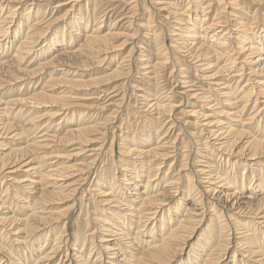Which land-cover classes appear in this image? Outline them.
<instances>
[{
  "label": "bare ground",
  "instance_id": "obj_1",
  "mask_svg": "<svg viewBox=\"0 0 264 264\" xmlns=\"http://www.w3.org/2000/svg\"><path fill=\"white\" fill-rule=\"evenodd\" d=\"M15 1L16 0H7L5 1V3H7V6L5 7L3 5V7L5 8L0 6V12L6 11L5 13L0 15V90L3 89L5 86L10 85V83L12 82L13 83L24 82L27 79H35V78H39L40 80L45 75V73H47V70L54 65L61 66V70L59 73H61L62 76L58 77L56 75V77L54 78L53 77L54 75H50L49 76L50 79L47 82L53 85L65 86L66 88L69 87V89L67 88L66 95L64 93V89H59L58 91H55V89L51 87L50 90L49 89L46 90L43 88L42 90H39V91L36 90L37 92L29 96H26L25 98L20 97L18 99H12V100H7V101L3 100L2 98L0 99V130L5 131L6 133L9 132L8 139H10V140L7 139L8 142L5 144H3L4 142L2 140L0 142V151H1L0 152V178H3L4 180L0 184V187L5 186L3 194L0 195V227L4 228L3 229V232L5 233V235L3 236L4 239L10 240L11 242H13L12 244H14L17 248H20L21 250L23 249L26 253H28L30 250L29 247L34 245V243L37 240V237L40 236L41 232H43L46 229L49 230L50 225L57 224V222H59L61 218L65 217L61 215L63 214L62 211H58V210L57 212L50 211L49 207L53 204L54 200H57V201L67 200L70 202L73 201L72 193L76 192L74 185L77 184L76 182L78 179H81V181L84 180V177L86 178L85 171L88 168L90 169V167H92V166L87 167L88 165L84 164V162L80 160L79 157L82 155V153L83 154L86 153L88 154L87 157L91 159V162L90 161L88 162H90V164L92 163L94 164V161L97 160V155H99L101 151L100 147H98L99 142H100L99 139H102L101 137L103 136L105 138L104 133L106 131L104 132V123L105 122L107 123L108 121L104 119L103 123L101 122V124H100V121L98 123L96 122L91 123L90 121L89 123H82L77 126H73L72 128L64 130L63 134L61 135L59 134L58 136V134H56L55 132L58 130L57 127H59L61 120L55 124L57 125L56 128L54 125L55 120L59 119V117L65 116L71 110H74V109H80L81 111H85V112H89V111L94 112V110L95 111L99 110L103 112L105 109L107 110V108L111 110V108L109 107L111 106V107H116V110H118L119 108L117 105L118 103L117 104L116 102L113 103V101L111 102L112 99H109L112 96L108 97V99H106L107 101L104 100V102L98 104L99 103L98 101L102 99V98L100 99L101 96L98 94V91L102 90L101 91L102 93L105 92L103 91L104 85H102V82L103 81L106 82L107 79L104 76H101V77H104L106 80H103L104 78L102 79L101 77H90L89 78L87 72L94 71L92 69H94L97 66L100 67L104 59H107L106 58L107 54L112 53L111 51H113L114 48H117L118 45H121L119 43L117 44V46H115L114 43L118 42L116 40H118L119 37L121 38L123 37L124 40L127 41L128 34L127 35L125 34L126 30L124 31L125 32L124 34L126 36L119 34V32L117 33V32H112V31H106L103 34V31H101L103 27L101 25L102 21L101 22L96 21V20H99L100 18L96 20L94 19L93 21L94 24H93L92 29L88 30L87 27H89V24H88L89 21L87 17V20H86L87 25L84 28L86 17L84 16L82 17L81 11L75 12L76 7L78 6L80 1L79 0H68L63 3V1L61 0L62 4L61 3L58 4L60 2L59 1L57 3L58 5L54 7L59 9L60 7L62 8L67 7V6L64 7V5H68L69 8L65 9L66 10L64 12L65 14L61 15L63 18L66 15L75 12V14H73V20L71 19L72 17L71 15V17L69 18V22L67 21L68 23L67 22L64 23L69 28L70 35H67L66 37H63V38L58 37L56 46L54 48L48 47L50 51L47 52L46 54L51 53V58H49V60L43 61L41 64L39 63L35 68L28 71L27 68L30 67L29 65L32 63L30 59L33 57L34 48L40 44V41L44 37L43 36L44 29L49 24L51 25L56 24L62 20L58 18L52 21L48 20L46 22L47 25H45L44 27L39 26L41 24L39 21L41 20H38L34 23L32 21L28 26L27 32L24 33L22 37L20 36V28H18L19 31L18 29H13V31H11L12 26L16 22L15 18L19 13L18 8H15L14 5L10 6V4L16 3ZM117 1L120 3V0H117ZM125 1L123 0L124 2L123 4L128 3L127 5L128 6L130 5L131 7L129 8L130 10H128V8L126 9L128 11L132 10V14L134 16L136 12L134 11L136 10L135 8L141 5V3H139L138 5L137 0H132L133 2L131 1L130 3L128 2L129 0L128 1L125 0ZM172 1L171 0L170 1L169 0H155V1L153 0L152 2V5L154 4L155 6H158L157 7L158 10L154 8V5L152 7V9L153 8L155 9L154 11L159 12V13L156 12L158 13V15L161 14L160 12H166L168 14L167 15L168 17L171 16L172 19H174V24L172 25L170 29L171 32H169V28L167 29L169 33L166 32L168 34L167 35L168 38H170L171 40V42L169 41L171 43L169 49H171L172 52L177 53V55L181 54L182 50H184L185 53L190 54V57L192 58L191 60L194 61L193 66H194L195 71L201 74L200 77L198 76L199 80L204 85L211 87L212 88L211 92L213 91L212 92L213 94L211 93L202 94L201 93L202 95L201 96L199 94L200 92H197L195 91L194 88L192 89L190 88V86H188L190 82L188 83V81H186V79L184 78L188 76H185V75L184 77L182 76V79L179 80V83L181 84L180 89H183V90L185 89V92H183L182 90L183 93H181V95L185 96L186 94H188L187 95V97L189 98L188 100L194 101L191 107L192 109L187 111V115L188 117H193V119H195L194 124L200 127L204 126V129L208 130V133L206 134H209L211 137L215 136V138L217 139L220 138L219 140H214V143H216V141H219L217 144H213V143L211 144L210 142V145H209V144L204 143L205 145L203 147H204V150L207 151V152L205 151L207 153L206 154L207 156L208 154H210L211 157L219 158L221 160L220 163L221 164L224 163L225 165H230V169H232V171L236 169V164L241 163L239 165L244 167V172H241L239 175L234 174L233 176H229V175L228 176L226 175L218 176V175H214L212 172L209 171L208 175L206 176L207 178H205L206 180L204 181L202 179L204 181L202 182V184L203 183L207 184V187H206L207 190L214 193L215 188H219L220 191L219 192L217 191L218 194H223V193L228 192L227 194H225L226 196H224L223 198H220V197L219 198L223 200L222 202L225 205V207L227 208L229 207L228 209L230 210V213L225 214L223 207L222 209H220L215 205L211 206L210 208L211 210H209V212L212 218L209 220V225H207V228H211V225H213L215 220H217L216 221L217 225L215 227V230L217 229L219 231V236L217 235V232H218L217 231L214 233L215 235L211 234V237H210L208 233H210L211 229L206 228L203 235H201V238L199 237L198 242L200 243V246L197 243L198 248L191 249L187 252L189 253L187 254V256L192 257V259H194L191 261L189 260L190 261L189 264H196L195 261L199 262V264H223L225 260L224 259L225 256H228L230 251L234 253L233 258H235L236 256H239L241 258V260L239 259L240 264H245V263L264 264V254H263L264 251H261L262 246H260V248H256L254 247V244H253V242L258 239V236H257L258 234L259 235L264 234V0H206V3L208 4H206V6H203V7L199 5L201 0H186V3H184L183 6L181 5L182 6L181 8L177 6L178 4L176 5L175 3H172ZM19 2L17 4L20 6ZM87 2H90V0H87ZM5 3L3 2V4ZM150 3L151 2H149V5ZM121 4L122 3H120V6ZM91 6H93V4ZM191 6L195 9V11L198 9L199 10L198 12L200 14H198L197 12H194V10L190 8ZM226 6L230 7L231 11H226L225 10ZM28 7L29 8L26 14L33 15L36 17L38 15V10L37 8H35V5L31 4ZM98 8L99 6H97V9ZM95 9L96 7L95 8L93 7L92 9L94 10L93 12L96 11ZM213 9H214V14H210L213 11ZM120 11L123 12V10H120ZM120 11H117V12H120ZM147 12H148V16H150L149 15L150 12L149 11ZM105 13H109V12H105ZM154 13L151 15L155 16L156 13L155 14ZM127 14L125 13L124 15H127ZM139 15L137 16L139 17ZM159 16L157 17L159 18ZM138 17L136 19H138ZM168 17L166 19L163 17H160V18L168 20ZM129 18L130 20L126 21L127 24L129 23V21H131L132 17H129ZM136 19H134V21H131V22L135 23ZM140 19H142V17H140ZM124 20L126 19L124 18ZM138 22L136 25H134L135 27L133 26L134 28H136L133 30L134 32L135 30L136 31L138 30V32H135V33L138 34L139 31L141 30H144L143 32H145V30L150 31L149 30L150 28L153 31L152 32L153 35L150 38L151 41L153 42L154 40L153 43L154 45L156 44V47H157V44H161V43H157L159 42L157 41L159 34H157L155 30H153V26H150L152 24L154 25V23H152V19L151 21L147 19L145 23L144 22L138 23ZM163 22L162 23L165 25L166 21H163ZM259 22H261L263 28H261V26L258 25ZM112 23L115 24L117 22L112 21ZM69 24H71L72 26ZM157 25L159 27V24ZM121 26H124L123 28L125 29V25H121ZM162 27L159 30H161ZM128 30L130 31V28ZM161 31L163 33V30ZM130 33L133 34L132 32ZM148 34L151 35L150 32ZM135 35H132V36H135ZM75 37L76 38L81 37L80 38L81 42L78 44L77 48H73L72 50L68 51L67 49L70 48V45H69L70 43L68 44V47H64L67 44V38H69V41H72V39ZM146 37H149V36H146ZM134 39H136V37L135 38L133 37V40ZM119 40H122V39L119 38ZM147 40L149 39L147 38ZM163 40L165 42V39ZM15 41H18V44L14 47V54L9 55V52L12 49L10 47L14 44ZM133 44H136V43H133ZM120 48L122 49L124 47H119L117 49H120ZM140 48L142 49L143 47H140ZM169 49L168 51L171 52ZM45 50H48V49H45ZM132 50H133V47H131V49L128 50L127 53H130V54L133 53ZM157 50L159 51V49ZM137 51L140 52L141 50L139 51L137 49ZM127 53H126V56H127ZM163 53H166V51L162 52V54ZM40 54L43 55V52H41ZM133 55L135 54H132V56ZM168 55H169L168 53L163 54L161 58H159L157 61L154 60V62L149 61L148 58L146 59L145 57L143 58L144 55L142 56V59L140 58L141 60L138 59L141 62V66H142L141 70L145 72L144 77L146 75V76H149V78H151L150 75H157L155 73L158 68H160V71L163 70V68L161 67L165 66L164 64L168 62V58H169ZM172 55L174 56V54ZM184 55L185 54H183V56L181 55V57L184 58ZM190 57H187V58H190ZM187 60L190 61V59H187ZM130 61L131 60H129L128 63L126 61L122 63V65L127 63L128 65L126 64L125 66H130V68H128L129 71L127 70L129 73H130V69L133 70V68H131V65H129ZM137 62L138 61L136 59L134 66H136ZM179 62L176 60L175 61L176 65ZM120 63L121 61L118 64ZM181 65L182 64H179V66ZM125 66H122V67L125 68ZM122 67L117 65L116 69H113V70H109L108 68H105V69H107L106 71L108 70L110 71L109 72L110 76L111 75L116 76L117 74H121L119 72H122V71L125 72V69L123 70ZM191 67H192V64H191ZM181 68L183 67L181 66ZM167 69L170 70L169 66ZM83 71H86V72H83ZM179 71L183 72V69H180ZM137 72L138 71H136V73ZM129 73L127 74L129 75ZM228 74L229 75L231 74L232 76L230 77L235 79L234 80L236 81V86L234 85L235 88H233L234 86L230 87L231 84L230 85L228 83L226 84V80L228 78L226 76H228ZM163 75H166V72H164ZM120 76L122 77L123 74H121ZM160 76L162 75L160 74ZM158 77H155V79ZM224 77H226L224 82L219 83V82H222L221 80H223ZM110 79L108 80L109 83L111 82ZM153 79H154V76H153ZM38 81H36L35 87H38L39 85ZM156 81L155 83H157ZM114 82H117V81L115 80ZM170 82H172V80H170ZM107 83L108 82H106V85H108ZM196 83H193V85ZM147 84L149 85V83ZM175 84L178 87L179 84L177 83ZM133 86L134 84L132 85V87ZM28 87L29 88L31 87L30 84ZM197 87L199 88V86ZM134 88H136V86ZM144 89L146 90L145 87ZM203 89L204 88H201V90ZM207 89L205 91H207ZM112 91L115 94V91L114 90ZM56 92H58V94L63 93L64 95L62 96L54 95ZM109 93H112V92L110 91ZM167 93L168 92L166 90V94L163 96L162 100H159V99L157 101L156 100H145L146 103H149V104L151 103V107H154V110L156 112L155 115L156 116L158 115L161 118L170 117V114L173 113L178 107L177 104L175 106L176 101L172 103L173 101L172 96L174 95L168 96ZM104 95L106 94L104 93ZM122 96L124 97V94H122ZM137 96H140V95H137ZM156 96H158L157 93H156ZM115 98H117V96ZM178 98H181V96ZM118 100L119 99H117V102ZM107 102H110V103L107 104ZM122 103L124 102L123 101L120 102L119 106L120 104L122 105ZM185 104H186V100H185ZM223 105L226 109L222 107ZM37 109L42 110V113L36 114ZM113 110L115 109L112 108V111ZM248 110H250L249 113L245 115L248 112ZM8 111H11V113L15 111H19V114L22 112L24 113L29 112L31 115V118L26 120L25 124L17 126L8 121L7 119V116L9 114ZM118 111L119 113L121 112L120 110ZM117 113L116 115H118ZM81 115L83 116L82 113ZM151 115H153V113H151ZM82 116H79L77 121L78 120L80 121L82 119L81 118ZM106 117L109 118V115L108 116L106 115ZM115 117L116 116H114V118ZM244 117H246V119H244ZM112 120H115V119H112ZM168 120H166V122ZM178 121H180L179 117H178ZM112 123H115V122H112ZM182 123H183L182 125H184V121ZM124 124H122V126ZM162 124L163 123H161V125ZM194 124H192V126ZM172 125L171 126L169 125L170 126L169 128H171ZM119 126L117 127L119 128ZM195 126L193 127L195 128ZM40 128L42 129L41 131H44L45 129H47V131L48 130L50 131L53 128H55L56 130L51 133L47 132L49 134H47L46 132L41 133L39 136H35L36 138H31V139L29 138L25 141V144L19 148L17 147L11 148L10 146H8L9 143H11L12 145V143H14L13 141L23 140L24 135L29 134L35 130L37 131L38 129L40 130ZM107 128H108V125H107ZM212 128H218V130L213 131ZM253 129H254V135H252ZM148 130L150 129L148 128ZM160 130L161 129H159L158 132H160ZM135 133H133V136ZM190 134H191V131L188 133V135ZM209 135H208V138H210ZM28 136H25V138H27ZM200 137H201V134H200ZM122 138H125V137L123 136ZM146 139L148 138L143 139V135L141 134L139 138H137L136 140L138 142V148L140 147L141 149L137 150V149L126 148L121 154H119L120 159L123 158V160L125 161L128 160L127 162L133 161L135 164H138V166L136 165L138 169H136L137 171L130 173L127 179L121 178L119 179L118 184L114 185L116 186L115 188L117 192V194L114 195L115 197L114 196L112 197L111 193H108L111 190V186H110V183H108V179L104 177L103 178L104 181L103 180L99 181L105 184V189L103 191H99V193L97 191H94L95 193L93 192V194L99 200L98 201L99 202L98 205L100 206L99 208L103 212L107 213V215H109L111 220L113 222L115 221L117 225L107 222L106 219H102L103 225H106L109 228L101 226V229L98 230L99 235L95 239L97 240L96 241L97 244L95 246L92 245V247H90L88 257L85 259V261L82 259V257L78 256L77 254H80L83 251L85 244L88 243L87 239L92 237L93 233H91L90 235H87V231L83 233L81 230L77 229V232L75 233L76 238H74V241L77 242V244L75 242V245H78L80 243L79 240L82 238H83V241H82L81 248L79 250H77L74 247H71L72 248L71 257L74 260V261L72 260L73 263L75 262V264H117L118 263L117 261H123L122 264H174L176 259L186 249L185 245L187 246L189 245L190 237H192L194 234L197 235L199 233L198 229L199 227L202 226V223L205 222V219H206L204 216L205 209L202 208L201 206V201H200L201 194L198 192V188L196 187L195 182H193L192 176H190L191 174L190 173L187 174V172H185V174L182 176L184 180H186V183H185L186 186H184L183 190L182 188L178 189L177 187H173L177 185L176 184L177 180L176 179L174 180L171 178L167 180L165 182L166 184L160 189V183H158L160 182V179L155 180V176H156L155 174L154 176L150 175L151 176L150 178V176H148V173H150L148 172L149 170H147V168L145 169L146 167L145 165H140V164L142 163L147 164L149 162L150 165L152 164L153 165L155 164L156 166L158 165V167L155 168V171L159 173V171L162 169V164H164L169 159L168 157L170 154L168 150L170 147H173V145L169 147L167 143H162V145L159 146V144H161L160 142L158 146L151 147L147 145L148 143ZM202 139H203V136H202ZM125 141H127V139ZM186 143H188V141L187 142L185 141V144ZM67 148H71V150L67 151L70 153L62 154L60 152L63 149L66 150ZM108 150L109 152H111L109 148ZM186 151L189 152V148ZM171 153H173V151ZM136 154L139 157L137 159L140 160L138 162L136 161V158L135 160L134 158H132V156ZM172 155L173 154H171V156ZM206 158L210 159L209 156ZM206 158L205 160H207ZM61 159H64L65 162L62 164H57L59 161H61ZM147 159L149 160L148 162H147ZM71 161H73V163H70ZM210 161L212 160L210 159ZM201 162H204V160L203 161L201 160ZM171 164H172V161H171ZM130 165H133V164H130ZM208 166L210 165H207V168H211V166L210 167ZM121 167H126V166L125 164H123L121 165ZM186 167L187 165L185 164L184 168L186 169ZM127 168L128 167L122 168L120 169V171L126 172L128 171ZM149 169H150V166H149ZM21 170H24L26 174H24L23 177L16 176L17 173H19V171ZM202 170L203 168L199 169V171H202ZM182 171H186V170L182 169ZM245 173H249L250 176H247ZM141 174L147 175V180L143 188L144 190L143 192L139 191L138 193H135L134 191H138L137 185L138 184L140 185V182L142 183V181L144 180L143 178L141 179V181L138 179L139 177L144 176ZM35 176H37V180L40 181L39 183H41L42 180L46 181L45 187L43 186L42 188H39V189L34 188L33 185H36V184L34 180L32 179H34ZM113 178L115 179V177ZM163 179H161V181H163ZM115 183H117V181H115ZM37 185H40V184H37ZM211 186H215V187H211ZM18 189H20L21 192L23 191V195L25 196H21L17 194L16 191ZM157 189H160V190H157ZM67 191L70 193H68ZM155 191L158 193H156ZM88 194L90 195V192ZM118 195H119V199H118ZM8 198H10L12 202L16 203V204L11 203V205L13 204L14 206L20 205V207H22L24 211H21L20 213L18 212V214H20L24 218L21 219L17 217V215H15L14 212L12 211H11L12 214L8 215L9 213L6 212L7 207L4 202V200L8 201L9 200ZM171 200L172 202L175 201V204H173V206L175 205L174 208H169L170 206L167 207L171 203ZM187 200H190L192 203L190 207L189 206L186 207ZM228 203H230L231 205L230 204L228 205ZM47 210L49 211L47 212ZM114 211H117L119 213L120 218L115 217L114 215H111ZM47 214L49 215V217H45L47 216ZM159 219L161 220L159 221ZM171 219L173 221V224L170 221ZM165 223H167V225L170 224L171 227H169L166 233L163 235L162 231L164 229ZM151 224H152L151 227L153 229L157 227V230H159L160 234L163 236L155 235L154 237L152 236L148 237L151 239V241L148 240L150 244L149 246L148 245L146 246L145 243L144 244L141 243L142 244L141 247L146 248L142 250L139 244L146 233L144 232L141 233V232L144 230H148V227ZM132 225L135 227V230H133ZM87 226H85V228ZM230 227H232V229ZM51 230L47 232V235H46L47 241L50 238ZM231 231H234L232 232L234 233L233 241H232V238L230 237ZM151 234H153L152 231H151ZM54 236H56L55 238L56 243L51 248L47 249L49 245L47 243L46 244L44 243L45 244L44 247L40 249L39 251L34 252L32 256L27 255V254L25 256V254H23V256L21 257L24 258V260L18 256L17 262H15V264H28V262H30L31 264H51L50 262L57 256V254L59 255V253L60 254L63 253L62 250H60V245L63 243L64 238L59 237L57 234H55ZM145 239L147 238H144L143 241ZM261 239L262 237L260 238V241ZM233 246L234 248H232ZM98 247L99 249H96ZM127 250H131L133 252L135 251L136 253H133ZM193 250L197 251V254L195 256L192 255ZM121 251L124 252L123 254L126 255L125 256L126 258L124 256L119 255ZM207 251H210L208 252L210 254H207ZM198 254L203 259H198ZM65 257L68 258V255L66 254ZM234 261L235 260H233V262ZM180 264H184V263H180Z\"/></svg>",
  "mask_w": 264,
  "mask_h": 264
},
{
  "label": "rangeland",
  "instance_id": "obj_2",
  "mask_svg": "<svg viewBox=\"0 0 264 264\" xmlns=\"http://www.w3.org/2000/svg\"><path fill=\"white\" fill-rule=\"evenodd\" d=\"M5 1H7V0H5ZM5 1L4 0H0V6L1 7H3V5L6 7L7 6V3H5ZM22 1V2H21ZM47 1V2H46ZM49 1V2H48ZM60 1V2H59ZM63 1V3L64 2H66V1H68V0H62ZM80 2H79V4H78V6L76 7V11L75 12H77V11H81V15H82V17L84 16V17H86L85 18V23H84V28L86 27V25H87V22H86V20H87V17H88V21H89V27H87L88 28V30H91L92 29V27H93V21H94V19L96 20V19H99V20H96L97 22H101L102 21V29H101V31H103V34L106 32V31H112V32H119V34H121V35H127V41L126 40H124V38L122 37H119L120 39H122V40H119V38H118V40H116V41H118V42H115L114 44H115V46H117V44H121V45H118L117 46V48H119V47H124V48H120V49H117V48H114V50L113 51H111L112 53H109V54H107V56H106V58L107 59H104V61H103V63H102V65L99 67V66H97V67H95L94 69H92V70H94V71H92V72H87V74H88V76H89V78L90 77H101V76H104L106 79H107V81L106 82H108L107 84L108 85H106V82L105 81H103L102 82V85H104L103 86V91H105V92H101L102 90H99L98 91V94L101 96H99L100 97V101H98L99 103L98 104H100V103H102V102H104V100L105 101H107L106 99H108V97H110V96H112V97H110L109 99H112L111 100V102L113 101V103H115L116 102V104L118 105V110H120L121 112V114L119 113V111L118 110H116V107H111V106H109L110 108H111V110L109 109V108H107V110L105 109L103 112L102 111H99V110H94V112L93 111H89V112H85V111H81L80 109H74V110H71L68 114H66V115H68V116H63V117H59V119H57V120H55V123H54V125L57 123V122H59L60 120H61V123H60V125H59V127H57V125H55V128L57 127L58 128V130L55 132L56 134H58V136H59V134L61 135V134H63V132H64V130H66V129H69V128H72L73 126H77V125H79V124H82V123H89V121L92 123V122H96V123H98L99 121H100V124H101V122L103 123V121H104V119L105 120H108L107 121V123L105 122L104 123V135H105V138H104V136L103 137H101L102 139H99L100 140V142H99V140H98V142H99V146L98 147H100V149H101V151H100V154L99 155H97V160L96 161H94V164L92 163V164H90V162H91V159L89 158V157H87L88 156V154H86V153H82V155L79 157V159L80 160H82L83 162H84V164H87L88 166L87 167H90V166H92V167H90V169L88 168L85 172V174H86V178L84 177V180H82L81 181V179H78L77 180V184H75L74 186H75V190H76V192H71L73 195H72V199H73V201H57V200H54L53 201V204L49 207L50 209V211H55V212H57V210L58 211H62L63 212V214H65V215H63V214H61L62 216H65V217H63V218H61L60 220H59V222H57V224H55V225H50V229L49 230H51V232H50V238L48 239V241H47V238H46V235H47V232L49 231V230H44L43 232H41V234H40V236H38L37 237V240H36V242L34 243V245L33 246H31V247H29V245H28V247L30 248V250H29V252L28 253H26L23 249L21 250L20 248H17L14 244H12L13 242H11L10 240H8V239H4V235H5V233L3 232V229L4 228H2V227H0V264H15V262H17V258H18V256L20 257V258H22L21 256H23V254H25V256H26V254L27 255H30V256H32L33 254H34V252H36V251H39L40 249H42L43 247H44V245L47 243L49 246H48V248L47 249H49V248H51L56 242H55V238H56V236H54L55 234H57L59 237H61V238H64V240H63V243L60 245V250H62V252L63 253H59V255L57 254V256L50 262L51 264H75V262L73 263V258L71 257V254H72V248L71 247H74V248H76L77 250H79L80 248H81V245H82V241H83V238L82 239H80L79 240V244L78 245H75V242L76 241H74V238H76V235H75V233L77 232V229H79V230H81L83 233L85 232V231H87V235H90L91 233H93V235H92V237H90V238H88L87 240H88V243H86L85 244V247H84V249H83V251L80 253V254H77L78 256H80V257H82V259L85 261V259L88 257V253H89V250H90V247H92V245H96L97 243H96V241L97 240H95L97 237H98V235H99V231L98 230H100L101 229V226H104V227H107L106 225H103V223H102V219H106L107 220V222H109V223H111V224H116V222L114 221H112L111 220V218L109 217V215H107V213H105V212H103L99 207V200L96 198V196L93 194V192L94 191H97L98 193H99V191H103L104 189H105V184H103L102 182H99V181H101V180H103V178L104 177H106V179H108V183H110V186H111V190H110V192H108V193H111V196L113 197L114 195H116L117 194V192H116V186H114V185H117L118 184V181H119V179H121V178H125V179H127L129 176V174L130 173H132V172H134V171H137L136 169H138V167H136V165L138 166V164H135L133 161L132 162H127L128 160H123V158L122 159H120V155L119 154H121L126 148H129V149H141L140 147L138 148V142L136 141L137 140V138H139V136L142 134L143 135V139L144 138H148V139H146V141H147V145H149V146H151V147H155V146H158V144L161 142V144H159V146L160 145H162V143H167V145H169V147L170 146H172L173 145V147H168L169 148V159L164 163V164H162V169L159 171V173H157L156 171H155V168L156 167H158V165L156 166L155 164L153 165H150V163L148 162L149 160L147 159V164H144V163H142V164H140V165H145L144 167H145V169L147 168V170H149L148 172H150V173H148V176H154V174L156 175L155 176V180L156 179H160V182H158V183H160V189L166 184L165 182L167 181V180H169L170 178L171 179H176L177 180V185L176 186H173V187H177L178 189L179 188H182V190H183V188H184V186H186L185 185V183H186V180H184V178L182 177L184 174H185V172H187V174H191L190 176H192V180H193V182H195V184H196V187L198 188V192L201 194V199H200V201H201V206H202V208H204L205 210V214H204V216H205V222H203L202 223V226L201 227H199V233L197 234V235H193L192 237H190V241H189V245L187 246V245H185V250L180 254V256L176 259V261H175V263L174 264H180V263H184V264H189L190 263V261L191 260H194V259H192V257H188L187 256V254H189V253H187L189 250H191V249H195V248H198L197 247V243L199 244V246H200V243L198 242V240H199V237L201 238V235H203V233H204V231L206 230V228H207V225H209V220L212 218L211 217V214H210V212H209V210H211L210 208H211V206L212 205H215V206H217L218 208H220V209H222V207H223V210L225 211L224 213L226 214V213H230V210L227 208V207H225V205L223 204V200H221L220 198H223L224 196H226L225 194H227V193H223V194H218V192L220 191L219 190V188H215V191H214V193L213 192H211V191H209V190H207L206 189V187H207V184H205V183H203L202 184V182H204L206 179L205 178H207L206 176L208 175V172L210 171V172H212L214 175H226V176H233L234 174H240L241 172H244V167H242V166H240L239 164H241V163H239V164H236V169H234L233 171H232V169H230V165H225L224 163H220V159L219 158H216V157H211L210 156V154H208V156H209V158L212 160V161H210V159H208V158H206V157H208L206 154V150H204V145L205 144H209L210 145V142H211V144L213 143V144H217L219 141H216V143H214V140H219L220 138H215V136L214 137H211L209 134H206V133H208V130L207 129H204V126L203 127H200V126H198V125H196V124H194V121H195V119H193V117H188V115H187V111H189V110H191L192 108V104L194 103V101H192V100H188L189 98L187 97V95L188 94H186L185 96H183V95H181V93H183V92H185V89L183 90V89H180V83H179V80H181L182 79V76L184 77V75L185 76H188V77H184L185 79H186V81H188V83H189V85L188 86H190V88H194L195 89V91H197V92H200L199 94L201 95V93L202 94H208V93H211V94H213L212 92H211V87H209V86H207V85H204L200 80H199V78H198V76L200 77V75L201 74H199L198 72H196L195 71V69H194V66H193V60H191L192 58L190 57V54H188V53H185L184 52V50H182V52H181V54H178L177 55V53H174V52H172L171 51V49H169L170 48V42H171V40H170V38H168V34L166 33V32H168V28H169V32H171V27H172V25L174 24V19H172V17L170 16V17H168L167 15V13L166 12H160L161 14H159L158 15V11H154L155 9L154 8H156V10H158V6H155L154 4V8L152 9V7H153V5H152V2H153V0L151 1V0H137V2H138V5H139V3H141V5H139V6H137V8H135L136 10H134V11H136L135 12V15L133 16V14H132V10L131 11H128V10H130L129 8H131L130 7V5L128 6L126 3L125 4H123L124 2H123V0L121 1L120 0V3H122L121 4V6H120V3L116 0H90V2H87V0H79ZM92 1V2H91ZM125 1V0H124ZM128 1V0H127ZM132 0H129L128 2L130 3ZM155 1V0H154ZM170 1V0H169ZM172 1V0H171ZM177 1V2H176ZM3 2L5 3V4H3ZM16 3H12V4H10V6H13L14 5V7L15 8H18L19 9V13H18V15L16 16V18H15V20H16V22H15V24L12 26V29H11V31H13V29H18V28H20V36H22L23 37V34L24 33H26L27 32V30H28V26H29V24L33 21V23L34 22H36V21H38V20H41V21H39L40 23V25L39 26H42V27H44L45 25H47V21L48 20H54V19H60V20H62V21H59L58 23H56V24H49L45 29H44V37H43V39L40 41V44L37 46V47H35L34 48V54H33V57L30 59L31 61H32V63L29 65L30 67H28L27 68V70L28 71H30L31 69H33V68H35L39 63L41 64L43 61H45V60H49V58H51V53L50 54H46L47 52H49L50 50H49V48H54L55 46H56V44H57V39H58V37L59 38H63V37H66L67 35H70V33H69V28L66 26V24H64L65 22H69V18L71 17V15H72V17H71V19L73 20V14H75V12L74 13H71V14H68V15H66L64 18L61 16V15H63V14H65L64 12L66 11L65 9H68L69 7H68V5H64V7L65 6H67V7H65V8H62V7H60L59 9L58 8H56V7H54V6H57L58 4H60L61 3V0H41V2H40V0L38 1V0H32V2H31V0H20V2H19V0H16L15 1ZM19 2V4H20V6L17 4ZM45 2V3H44ZM59 2V3H58ZM111 2H112V4H111ZM114 2V3H113ZM116 2V3H115ZM126 2V1H125ZM133 2V1H132ZM135 2V1H134ZM149 2H151L150 3V5H149ZM180 2V3H179ZM58 3V4H57ZM100 5H99V4ZM102 3V4H101ZM172 3H175L177 6H179L180 8L184 5V3H186V0H173L172 1ZM31 4H33V5H35V8H37V10H38V15L35 17V16H33V15H27L26 14V12H27V10H28V6L29 5H31ZM62 4V3H61ZM93 4V6H91ZM206 4H208V3H206V0H201L200 1V3H199V5H201L202 7L203 6H206ZM152 5V6H151ZM182 5V6H181ZM18 6V7H17ZM86 6V7H85ZM97 6H99V8L97 9ZM105 6V7H104ZM114 6H116V7H114ZM123 6V7H122ZM124 6H126V7H124ZM5 7H3V8H5ZM93 7L95 8L96 7V11L95 12H93L94 10H92L93 9ZM114 7V8H113ZM120 7V8H119ZM106 8V9H105ZM108 8V9H107ZM110 8H112V9H110ZM122 8V9H121ZM126 8H128V10L126 9ZM143 8V9H142ZM150 8V9H149ZM190 8H192L193 10H194V12H197L198 14H200L198 11V9L195 11V9L191 6ZM17 9V10H18ZM103 9H104V11H103ZM149 9V10H148ZM7 10H8V8H7ZM100 10V11H99ZM108 10V11H107ZM110 10V11H109ZM120 10H123V12H121ZM127 10V11H126ZM137 10H139V11H137ZM141 10H143V11H141ZM151 10V11H150ZM225 10L226 11H231V8L230 7H225ZM102 11V12H101ZM117 11H120V12H116ZM147 11H149L150 12V16H148V12ZM153 11V12H152ZM6 11H1L0 12V15L1 14H3V13H5ZM99 12V13H98ZM105 12H109V13H105ZM112 12V13H111ZM130 12V13H129ZM141 12V13H140ZM156 12H158V13H155ZM102 13H103V15H102ZM104 13H105V15H104ZM116 15H115V14ZM127 14V15H124V14ZM141 15H139V14ZM155 14V16L154 15H151V14ZM166 13V14H165ZM98 14V15H97ZM145 14V15H144ZM164 14V15H163ZM210 14H214V9H213V11L210 13ZM91 15V16H90ZM97 15V16H96ZM99 15H101V16H99ZM122 15V16H121ZM131 15V16H130ZM137 15H139V17L137 16ZM60 16V17H59ZM103 16V17H102ZM127 16H129V17H132V18H134V19H136L137 17H138V19H136L135 20V23L134 22H131V21H134V19H132L131 18V21H129V23L127 24V22L126 21H128V20H130V18L129 17H127ZM145 16V17H144ZM153 16H154V18H153ZM157 16H159V18L157 17ZM165 16V17H164ZM53 17V18H52ZM62 17V18H61ZM121 17V18H120ZM140 17H142V19H140ZM148 17V18H147ZM160 17H163V18H167L168 17V20H165V19H161ZM68 18V19H67ZM103 18V19H102ZM111 18V19H110ZM120 18V19H119ZM124 18L126 19V20H124ZM29 19V20H28ZM102 19V20H101ZM116 19V20H115ZM118 19V20H117ZM148 19V20H150L151 21V19H152V23H154V25L152 24V25H150V26H153V30H155L156 31V33L157 34H159V36H158V39H157V41H159V42H157V43H161V44H157V47H156V44L154 45V40H153V42L151 41V37H152V29H150L149 28V30L150 31H148V30H145V32H143L144 30H141V31H139V33L137 34V33H135V32H138V30L136 31L135 30V32L133 31L134 29H136V28H134L135 26L134 25H136L137 24V22L139 21V22H146V20ZM155 21H154V20ZM171 19V20H170ZM120 20V21H119ZM122 20V21H121ZM140 20H142V21H140ZM157 20H159V21H157ZM162 20V21H161ZM44 21V22H43ZM112 21L113 22H117V23H112ZM163 21H166V23H165V25L167 26H165L163 23ZM171 21V22H170ZM67 22V23H68ZM125 22H126V24H125ZM138 22V23H139ZM158 22V23H157ZM160 22V23H159ZM163 22V23H162ZM44 23V24H43ZM156 23V24H155ZM112 24H113V26H112ZM157 24H159V27H158V25ZM169 24V25H168ZM69 25H71V24H69ZM121 25H125V29L123 28L124 26H121ZM130 25V26H129ZM160 25H162V26H160ZM171 25V26H170ZM258 25H260L261 26V28H263L262 27V24H261V22H259L258 23ZM72 26V25H71ZM70 26V27H71ZM115 26V27H114ZM134 26V27H133ZM164 26H165V28H164ZM111 27H112V29H111ZM117 27V28H116ZM119 27H120V29H119ZM127 27V28H126ZM162 27V29L161 30H163V33H164V35H163V33H162V31L161 30H159L160 28ZM90 28V29H89ZM114 28V29H113ZM123 28V29H122ZM130 28V31L128 30ZM119 29V30H118ZM158 29V30H157ZM165 29V30H164ZM126 30V33L124 32ZM18 31H19V29H18ZM123 31V32H122ZM128 31V32H127ZM147 31V32H146ZM121 32V33H120ZM130 32H132L133 34H131ZM140 32H142V33H140ZM150 32V34L151 35H149L148 33ZM161 32V33H160ZM168 32V33H169ZM125 33V34H124ZM144 33H146V34H144ZM138 36H136V35ZM142 34V35H141ZM143 34H144V36H143ZM120 35V36H121ZM125 35V36H126ZM132 35H135V36H131ZM129 36V37H128ZM146 36H149V37H146ZM133 37L135 38L136 37V39H134L133 40ZM162 37H163V39H165V42H164V40L162 39ZM167 37V38H166ZM80 38L81 37H79V38H73L72 39V41H69V38H67V44L64 46V47H68V44L70 45V48L69 49H67L68 51L69 50H72L73 48H77L78 47V44L81 42V40H80ZM129 38V39H128ZM147 38L150 40H147ZM78 39V40H77ZM161 39V40H160ZM123 40H124V42H123ZM145 40V41H144ZM167 40V41H166ZM75 41V42H74ZM77 41V42H76ZM122 41V42H121ZM125 41H126V43H125ZM162 41H163V43H162ZM170 41V42H169ZM143 42V43H142ZM133 43H136V44H133ZM153 43V44H152ZM18 44V41H15L14 42V44L10 47V48H12L11 50H10V52H9V55H12V54H14V47L16 46ZM55 44V45H54ZM128 44V45H127ZM50 45V46H49ZM123 45H125V46H123ZM131 45V46H130ZM134 45V46H133ZM136 45V46H135ZM142 45V46H141ZM150 47H149V46ZM153 45H154V47H153ZM159 45V46H158ZM163 47V45H164V47L162 48L161 46ZM147 46V47H146ZM49 47V48H48ZM131 47H133V50H132V52L133 53H127L128 52V50H130L131 49ZM137 47V48H136ZM140 47H143L142 49L140 48ZM151 47H153V48H151ZM159 49V51L156 49ZM57 48H59V47H57ZM140 48V49H139ZM144 48H146V49H144ZM151 51H149L148 49ZM162 48V49H161ZM45 49H48V50H45ZM116 49V50H115ZM137 49L141 52H138L137 51ZM152 49V50H151ZM155 49H156V51L158 52V54H157V52L155 51ZM163 49H164V51H163ZM168 49L171 51V52H169L168 51ZM45 51V52H44ZM124 51V52H123ZM144 51V52H143ZM146 51V52H145ZM153 51V52H152ZM156 53H155V52ZM166 51V53H163V54H169V55H171V56H169L168 55V62L166 63V64H164L165 66H162L161 68H163V70H164V72H166V75H163L164 74V72H163V70H161L160 71V68H158L157 69V71H156V73L155 74H159L158 76L157 75H150V77L151 78H149V76H146L145 75V77H144V71H142L141 70V68H142V66H141V62H140V60L142 59V56H143V58L145 57V59L146 58H148L149 59V61H152V62H154V60L155 61H157L159 58H161V56L163 55L162 54V52H165ZM41 52H43V55H41L40 53ZM160 52V53H159ZM126 53H127V56H126ZM144 53H146V54H144ZM150 54V55H148V54ZM40 54V55H39ZM46 54V55H45ZM128 54H129V56H128ZM132 54H135V55H133L132 56ZM140 55V57H139V55ZM154 54V55H153ZM157 54V55H156ZM162 54V55H161ZM172 54H174V56L175 57H177V58H175ZM183 54H185L186 55V57H185V55H184V58L183 57H181V55L183 56ZM131 55V56H130ZM148 55V56H147ZM156 55V56H155ZM189 55V56H188ZM124 56H126V57H128V58H126V57H124ZM150 56V57H149ZM155 56V57H154ZM157 56H158V58H157ZM123 57H124V59H123ZM134 57H135V59H134ZM138 57V58H137ZM172 57V58H171ZM179 57V58H178ZM187 57H190V58H187ZM141 58V59H140ZM153 58V59H152ZM156 58V59H155ZM182 59V61H181V59ZM122 59V60H121ZM131 60L130 61V63H129V65H131V68H133V70L132 69H130V73L128 72L129 71V69L128 68H130V66H125L128 62H129V60ZM134 59V60H133ZM136 59H137V63H136V66H134L135 65V62H136ZM138 59H140V60H138ZM180 60V62H179V60ZM183 59H185V60H183ZM187 59H190V61L189 60H187ZM29 60V61H30ZM172 60V61H171ZM178 61L179 63L176 65V63H175V61ZM121 61V63L120 64H118L119 62ZM124 61H126L127 63H125V64H123L122 65V63H124ZM135 61V62H134ZM112 62V63H111ZM133 62H134V64H133ZM140 62V63H139ZM184 62V63H183ZM190 62V63H189ZM170 65H169V64ZM174 63H175V65H174ZM179 64H182L181 66L183 67V68H181V66H179ZM191 64H192V67H191ZM117 65H119L120 67H122V66H125V68H123L122 67V69L124 70L125 69V72L124 71H122V72H119V73H121V74H123V76L125 77H121L120 75L121 74H117L116 76H114V75H109V70H113V69H116V66ZM122 65V66H121ZM128 65V64H127ZM184 65V66H183ZM141 66V67H140ZM168 66H169V68H170V70H168L167 68H168ZM136 67H138V68H136ZM173 69H172V68ZM176 67V68H175ZM180 67V68H179ZM184 67H185V69H184ZM105 68H108L109 70L108 71H106L107 69H105ZM138 69V70H137ZM172 69V70H171ZM180 69H183V72L182 71H179ZM60 70H61V66H52L51 68H49L48 70H47V73H45V75L39 80V78H35V79H27V80H25L24 82H15V83H10V85H7V86H5L3 89H1L0 90V99L2 98L3 100H12V99H18V98H20V97H22V98H25L26 96H29V95H31V94H34L35 92H37V91H39V90H42V88L43 89H46V90H50V88L51 87H53L54 89H55V91H58L59 89H64V93H65V95H66V93H67V88L69 89V87H65V86H61V85H53V84H50L49 82H47L49 79H50V75H54L53 77L55 78L56 77V75L59 77V76H62V74L61 73H59L60 72ZM128 70V71H127ZM174 70V71H173ZM176 70V71H175ZM185 70V71H184ZM136 71H138L137 73H136ZM160 71V72H159ZM167 71H168V73H167ZM179 71V72H178ZM83 72H86V71H83ZM132 72V73H131ZM142 72V73H141ZM175 72V73H174ZM125 73V74H124ZM127 73H129V75L127 74ZM163 73V74H162ZM179 73V74H178ZM108 74V75H107ZM141 75V77H140V75ZM160 74L162 75V76H160ZM167 74H169V75H167ZM177 74V75H176ZM187 74V75H186ZM106 75V76H105ZM171 75V76H170ZM207 75V74H206ZM119 78H118V77ZM153 76H154V79H153ZM168 76H169V78H168ZM230 76H232L231 74L229 75L228 74V76H226V77H228L227 78V80H226V84L228 83L229 85H230V87H233L234 85L236 86V81H234L235 79L234 78H231ZM104 77H101L102 79L104 78ZM113 77H117L116 79L115 78H113ZM145 79H144V78ZM147 77V78H146ZM155 77H158V78H156L155 79ZM173 77V78H172ZM194 77V78H193ZM226 77H224V79L223 80H221L222 82H219V83H223L224 82V80L226 79ZM230 77V78H229ZM100 78V79H101ZM103 79V80H106V79ZM113 80H111V79ZM132 78V79H131ZM167 78H168V80H167ZM110 79V83H109V80ZM118 79V80H117ZM126 79H128V80H126ZM139 79H140V81H139ZM142 79V80H141ZM148 79H150V80H148ZM159 79V80H158ZM178 81H177V80ZM232 79H233V81H232ZM39 80V81H38ZM117 81V82H114V81ZM121 80V81H120ZM157 80V81H156ZM170 80H172V82H170ZM36 81H38V83H39V85H38V87H35V83H36ZM126 81V82H125ZM130 81V82H129ZM146 81H148V82H146ZM155 81L157 82V83H155ZM231 81V82H230ZM129 82V83H128ZM138 82V83H137ZM144 82V83H143ZM151 82V83H150ZM153 82V83H152ZM159 82V83H158ZM162 82H163V84H162ZM169 82V83H168ZM196 83V84H194L193 85V83ZM230 82V83H229ZM123 83V84H122ZM125 83V84H124ZM135 83H137V84H135ZM140 83V84H139ZM142 83H143V85H142ZM147 83H149V85L147 84ZM154 83H155V85H154ZM166 83V84H165ZM174 83V84H173ZM175 83H177V84H179L178 85V87H177V85L175 84ZM29 84H30V88L28 87L29 86ZM134 84V86L132 87V85ZM146 84H147V86H146ZM152 84V85H151ZM203 84V85H202ZM49 85H51V86H49ZM118 85H119V87H118ZM126 85V86H125ZM129 85V86H128ZM131 85V86H130ZM145 85V86H144ZM154 85V86H153ZM157 85V86H156ZM159 85V86H158ZM194 86V87H192V86ZM115 86V87H114ZM136 86V88H134ZM156 86V87H155ZM197 86H199V88L197 87ZM235 86L233 87V88H235ZM110 87H111V89H110ZM130 87V88H129ZM140 87V88H139ZM144 87L146 88V90L144 89ZM161 89H160V88ZM177 87V88H176ZM34 88V89H33ZM66 88V89H65ZM100 88V87H99ZM120 89V91H119V89ZM131 88H132V90H131ZM134 88V89H133ZM158 88V89H157ZM179 88V89H178ZM201 88H204L203 90H201ZM208 88V89H207ZM210 88V89H209ZM107 89V90H106ZM117 89V90H116ZM123 91H122V90ZM130 89V90H129ZM136 89V90H135ZM139 89V90H138ZM142 89V90H141ZM148 89V90H147ZM168 89H170V90H168ZM207 89V91H209V92H207V91H205ZM37 90V91H36ZM112 90H116L115 91V94H114V92L112 91ZM134 90V91H133ZM141 90V91H140ZM163 90V91H162ZM166 90H167V95L168 96H172V95H174V96H172V103L173 102H175L176 101V103H175V106H176V104H177V109L173 112V113H171L170 114V117H160V116H158L159 118H161V119H159L155 114H156V112H155V110H154V107H151V103L149 104V103H146V101L145 100H162V98H163V96L166 94ZM173 92H172V91ZM180 90V91H179ZM182 90H183V92H182ZM188 90V89H187ZM186 90V91H187ZM198 90H200V91H198ZM112 92V93H109V92ZM119 91V92H118ZM121 91H122V93H121ZM137 91V92H136ZM139 91V92H138ZM143 91V92H142ZM146 91V92H145ZM157 91V92H156ZM159 91H161V92H159ZM164 91H165V93H164ZM202 91V92H201ZM206 92V93H204V92ZM131 92H132V94H131ZM157 93V95L158 96H156V93ZM172 94H171V93ZM177 92V93H176ZM104 93L107 95H104ZM110 94V95H108V94ZM119 94V95H117V94ZM137 93V94H136ZM139 93V94H138ZM142 93H144V94H142ZM176 94V96H175V94ZM180 95H179V94ZM113 94V95H112ZM122 94H124V97L122 96ZM132 96H131V95ZM146 94V95H145ZM148 94V95H147ZM160 94V95H159ZM210 94V95H211ZM54 95H59V96H62V95H64L63 93H60V94H58V92H56ZM120 95H121V97H120ZM135 95V96H134ZM137 95H140V96H137ZM144 95H145V97H144ZM153 95H154V97H153ZM162 95V96H161ZM103 96V97H102ZM114 96V97H113ZM117 96V98H115ZM131 96V97H130ZM137 96V97H136ZM141 96H143V97H141ZM155 96H156V98H155ZM161 96V97H160ZM181 96V98H178V97H180ZM202 96V95H201ZM105 97V98H104ZM120 97V98H119ZM115 98V99H114ZM124 98V99H123ZM139 98V99H138ZM143 98V99H142ZM117 99H119L118 100V102H117ZM121 99V100H120ZM123 99V100H122ZM138 99V100H137ZM171 100V99H170ZM185 100H186V104H185ZM188 100V101H187ZM124 102V103H122V105L120 104V106H119V103L120 102ZM126 101V102H125ZM140 101V102H139ZM190 101V102H189ZM136 102V103H135ZM138 102V103H137ZM110 102H107V104H109ZM142 103V104H141ZM178 103H179V105H178ZM116 104H115V106H116ZM136 104V105H135ZM114 105V104H113ZM124 105V106H123ZM147 105V106H146ZM148 105H149V107H148ZM198 105V104H197ZM146 106V107H145ZM199 106V105H198ZM185 107V108H184ZM223 108H225L224 107V105L222 106ZM112 108H114L115 110H113L112 111ZM140 108H142V109H140ZM179 108V109H178ZM138 109V110H137ZM226 109V108H225ZM140 110V111H139ZM111 111H112V113H111ZM117 111H118V113H117ZM136 111V112H135ZM144 111V112H143ZM184 111V112H183ZM249 111L250 110H248V112L245 114V115H247L248 113H249ZM9 112V114H8V116H7V119H8V121L10 122V123H12V124H14V125H23V124H25V122H26V120H28L29 118H31V115H30V113L29 112H27V113H24V112H22V113H20L19 114V111H15V112H13V113H11V111H8ZM111 113V115H110V113ZM131 112H132V114H131ZM149 112V113H148ZM185 112H186V114H185ZM39 113H42V110H39V109H37L36 110V114H39ZM81 113L83 114V116L81 115ZM109 113V114H108ZM114 113V114H113ZM116 113L118 114V115H116ZM151 113H153V115H151ZM184 113V114H183ZM19 114V115H18ZM146 114V115H145ZM151 116H150V115ZM30 115V116H29ZM106 115L108 116L109 115V118H107L106 117ZM131 115V116H130ZM143 115H144V117H143ZM182 115H183V117H182ZM29 116V117H28ZM79 116H82L81 118V120L79 121H77V119L79 118ZM111 116H113V117H111ZM114 116H116L115 118H114ZM156 116V117H155ZM172 116H173V118H172ZM101 117V118H100ZM110 117H111V119H110ZM153 119H152V118ZM178 117H179V120L180 121H178ZM186 117V118H185ZM103 118V119H102ZM107 118V119H106ZM157 118V119H156ZM165 118V119H164ZM170 119V120H168V119ZM183 118V119H182ZM71 121H70V120ZM101 119V120H100ZM109 119H110V121H109ZM112 119H115V120H112ZM155 119V120H154ZM174 119H175V121H174ZM192 119V120H191ZM244 119H246V117H244ZM14 120V121H13ZM68 120V121H67ZM97 120V121H96ZM135 120V121H134ZM162 120V121H161ZM166 120H168L167 122H166ZM181 120H183L184 121V125H182L183 123V121H181ZM214 120V119H213ZM24 121V122H23ZM64 121V122H63ZM66 121V122H65ZM155 123H154V122ZM171 123H170V122ZM186 121V122H185ZM188 121H190V122H188ZM20 122V123H19ZM22 122V123H21ZM112 122H115V123H112ZM127 122V123H126ZM150 122V123H149ZM178 122H180V123H178ZM71 123V124H70ZM112 125H111V124ZM125 123V124H124ZM161 123H163L164 124V126H163V124L161 125ZM169 123V124H168ZM188 123V124H187ZM105 124H106V126H105ZM122 124H124L123 126H122ZM130 124H131V126H130ZM146 124V125H145ZM147 124H149V125H147ZM173 124V125H172ZM192 124H194L193 126H195V128H196V130H195V128L192 126ZM107 125H108V128H107ZM114 125V126H113ZM122 127H120V126ZM152 125V126H151ZM168 125V126H167ZM172 125V129L171 128H169L170 126ZM192 127H191V126ZM52 126V125H51ZM71 126V127H70ZM117 126H119V128L121 129H119ZM125 126V127H124ZM135 126H137V127H135ZM180 128H179V127ZM117 127V128H116ZM162 127V128H161ZM164 127V128H163ZM55 128H53L52 130H48L47 131V129H45L44 131H41L42 129L40 128V130L38 129L37 131L35 130V131H33V132H31V133H29V134H26V135H24V137H23V140H17V141H13L14 143H12V145H11V143H9L8 144V146H10L11 148H19V147H21V146H23L24 144H25V141L27 140V139H31V138H36L35 136H39L41 133H44V132H49V133H51V132H54L56 129ZM124 128V129H123ZM129 128V129H128ZM148 128L150 129V130H148ZM169 128V129H168ZM185 128H186V130H185ZM189 128V129H188ZM107 129H108V131H107ZM119 129V130H118ZM159 129H161L160 130V132H158V130ZM163 129V130H162ZM200 129H201V131H200ZM123 130V131H122ZM139 130H140V132H139ZM151 130H153V131H151ZM181 130V131H180ZM195 130V131H194ZM212 130L213 131H217L218 130V128H212ZM110 131V132H109ZM113 131V132H112ZM118 131V132H117ZM121 131H122V133H121ZM125 131V132H124ZM142 131V132H141ZM156 131V132H155ZM181 133H180V132ZM191 131V134L190 135H188V133ZM194 131V132H193ZM4 132V133H3ZM37 132V133H36ZM103 132V131H102ZM116 132V133H115ZM124 132V133H123ZM136 132V133H135ZM179 132V133H178ZM49 133H47V134H49ZM109 133V134H108ZM111 133H112V135H111ZM130 133V134H129ZM133 133H135L134 134V136H133ZM140 133V134H139ZM152 133H154V134H152ZM167 134V136H166V134ZM186 133H187V135H186ZM195 133V134H194ZM201 134V137H200V134ZM205 133V134H204ZM115 134V135H114ZM199 134V135H198ZM29 135V136H28ZM107 135V136H106ZM110 135V136H109ZM121 135V136H120ZM176 135V136H175ZM178 135V136H177ZM208 135L210 136V138H208ZM252 135H254V129L252 130ZM2 136V137H1ZM8 136H9V132H5V131H3V130H0V142H1V140L4 142L3 144H5V143H7L8 141H7V139H8ZM25 136H28L27 138H25ZM125 137V138H122V137ZM128 136V137H127ZM166 136V137H165ZM173 136V137H172ZM185 136V137H184ZM202 136H203V139H202ZM113 137V138H112ZM119 137H121V138H119ZM171 137V138H170ZM184 139H183V138ZM191 137V138H190ZM195 137V138H194ZM198 137H199V139L200 140H202V141H200L199 139H198ZM208 138V139H206V138ZM115 138V139H114ZM168 138V139H167ZM104 139V140H103ZM120 139V140H119ZM123 139H127V141H125V140H123ZM172 139V140H171ZM175 139V140H174ZM190 139V140H189ZM8 140H10V139H8ZM158 140V141H157ZM182 140V141H181ZM192 140V141H191ZM195 140V141H194ZM106 141V142H105ZM124 143H123V142ZM131 141V142H130ZM133 141V142H132ZM168 141V142H167ZM170 141V142H169ZM176 141V142H175ZM185 141L187 142L188 141V143H186L185 144ZM206 141V142H205ZM208 141V142H207ZM112 142H113V144H112ZM128 142V143H127ZM131 144H130V143ZM174 144H173V143ZM104 143H105V145H104ZM107 143V144H106ZM156 143V144H155ZM194 145H193V144ZM205 143V144H204ZM126 144H127V146H126ZM183 144H184V146H183ZM190 144V145H189ZM102 146V148H101V146ZM109 145V146H108ZM121 145V146H120ZM136 145V146H135ZM181 145V146H180ZM198 145H200V146H198ZM194 146V147H193ZM104 147V148H103ZM120 147V148H119ZM182 147V148H181ZM199 147V148H198ZM105 148H107V149H105ZM108 148L110 149V151L111 152H109V150H108ZM174 148V149H173ZM189 148V152L188 151H186L187 149ZM191 148V149H190ZM198 148V149H197ZM203 148V149H202ZM122 149V150H121ZM182 149H183V151H182ZM200 149H201V151L203 152H201L200 151ZM69 150H71V148H67L66 150H62V151H60L62 154H67V153H70V152H67V151H69ZM102 150H104V151H102ZM107 150H108V152H107ZM114 150V151H113ZM193 150V151H192ZM173 151V153H171V152ZM181 151V152H180ZM201 153H200V152ZM206 151V152H205ZM1 152V151H0ZM188 152V153H187ZM192 152V153H191ZM106 153V154H105ZM175 153V154H174ZM186 155H185V154ZM98 154V153H97ZM105 154V155H104ZM108 154V155H107ZM171 154H173L172 156H171ZM177 154V155H176ZM204 154V155H203ZM114 155V156H113ZM119 155V156H118ZM180 155H182V156H180ZM185 157H184V156ZM189 155V156H188ZM203 155V156H202ZM206 155V156H205ZM174 156V157H173ZM113 157V158H112ZM199 157V158H198ZM207 159V160H205V158ZM132 158H134V160H135V158H136V161L138 162V161H140L139 159H137V158H139L138 156H137V154L136 155H133L132 156ZM183 158V159H182ZM202 158V159H201ZM78 159V160H79ZM99 160V161H98ZM201 160L203 161L204 160V162H201ZM209 160V161H208ZM218 160V161H217ZM88 161H90V162H88ZM114 161V162H113ZM131 161V160H130ZM171 161H172V164H171ZM181 161H183V162H181ZM187 161V162H186ZM197 161H198V163H197ZM65 161H64V159H61V161H59L57 164H62V163H64ZM117 162V163H116ZM190 162V163H189ZM209 162V163H208ZM70 163H73V161H71ZM213 163V164H212ZM90 164V165H89ZM104 164V165H103ZM123 164H125V166L126 167H128L127 168V170L128 171H126V172H123V171H120V169H122V168H126V167H121V165H123ZM128 164V165H127ZM130 164H133V165H130ZM171 164V165H170ZM183 164V165H182ZM187 165V167H186V169L184 168V165ZM196 164V165H195ZM205 164V165H204ZM95 165V166H94ZM182 165V166H181ZM195 165V166H194ZM207 165H210L211 166V168H207ZM214 165V166H213ZM116 166V167H115ZM148 166V167H147ZM149 166H150V169H149ZM170 166V167H169ZM210 166H208V167H210ZM212 166H213V168H212ZM119 167V168H118ZM131 167V168H130ZM169 168V169H168ZM171 168V169H170ZM203 168V170L202 171H199V169H202ZM215 168V169H214ZM92 169V170H91ZM116 169V170H115ZM144 169V170H145ZM182 169L183 170H186V171H182ZM193 169V170H192ZM198 169V170H197ZM237 169H239V170H237ZM259 169V168H258ZM42 170V169H41ZM126 170V169H125ZM130 170V171H129ZM179 170V171H178ZM205 170V171H204ZM207 170V171H206ZM236 170H237V172H236ZM88 171H90V172H88ZM92 171V172H91ZM170 171V172H169ZM194 171V172H193ZM94 172V173H93ZM198 172V173H197ZM128 173V174H127ZM151 173H153V174H151ZM224 173V174H223ZM24 174H26L25 172H24V170H21V171H19V173H17V175L16 176H20V177H23L24 176ZM90 174V175H89ZM199 174V175H198ZM203 174V175H202ZM232 174V175H231ZM247 176H250L249 175V173H245ZM126 175V176H125ZM141 175H144L143 177H139L138 179L141 181V179L143 178L144 180L142 181V183L140 182V185L138 184L137 185V188H138V191H134L135 193H138L139 191H142L143 192V188H144V184H145V182H146V180H147V175L146 174H141ZM141 175H139V176H141ZM90 176V177H89ZM98 176V177H97ZM124 176V177H123ZM151 176H150V178H151ZM167 176V177H166ZM110 177H111V179H110ZM113 177H115V179L113 178ZM177 177H178V179H177ZM90 178V179H89ZM92 178H93V180H92ZM166 179V180H164V179ZM196 178V179H195ZM95 179H96V181H95ZM114 179V180H113ZM118 179V180H117ZM161 179H163V181H161ZM204 181H203V180ZM32 180H34V182H35V184L36 185H33L34 186V188H36V189H39V188H42L43 186L45 187V182L46 181H43L42 180V182L41 183H39L40 181L39 180H37V176H35V178L34 179H32ZM98 180V181H97ZM179 180V181H178ZM4 180H3V178H0V184L3 182ZM104 181V180H103ZM113 181V182H112ZM115 181H117V183H115ZM90 182V183H89ZM200 182V183H199ZM37 184H40V185H37ZM79 184V185H78ZM84 184V185H83ZM94 184V185H93ZM113 185V186H112ZM204 185V186H203ZM206 185V186H205ZM80 186V187H79ZM83 186V187H82ZM85 186V187H84ZM15 187V186H14ZM104 187V188H103ZM211 187H215V186H211ZM4 188H5V186H1L0 187V195H2L3 194V191H4ZM126 188V187H125ZM78 189H80V190H78ZM85 189V190H84ZM90 189V190H89ZM160 189H157V190H160ZM203 191H202V190ZM70 190V189H69ZM72 190V189H71ZM74 190V191H75ZM92 191V192H91ZM112 191V192H111ZM179 191V190H178ZM218 191V192H217ZM21 191H20V189H18L17 191H16V193L17 194H19V195H21V196H25V195H23V191L20 193ZM68 192V191H67ZM90 192V195L88 194ZM96 192V193H97ZM156 192V191H155ZM180 192V191H179ZM12 193V192H11ZM68 193H70V192H68ZM95 193V192H94ZM156 193H158V192H156ZM128 195V194H127ZM223 195V196H222ZM222 196V197H221ZM254 196V195H253ZM85 197H86V199H85ZM110 197V196H109ZM115 197V196H114ZM220 197V198H219ZM255 197V196H254ZM5 199V198H4ZM9 200L8 201H5L4 200V202H5V205H6V207H7V211L6 212H8L9 214L8 215H10V214H12V212H14V214L15 215H17V217H19V218H24L23 216H21L20 214H18V212L20 213L21 211H24L23 209H22V207H20V205L19 206H14V204H16L15 202H12L11 200H10V198H8ZM90 199V200H89ZM118 199H119V195H118ZM210 199V200H209ZM214 199V200H213ZM70 200V199H69ZM216 201V202H215ZM69 202V203H68ZM11 203H14L13 205H11ZM56 203V204H55ZM216 203H218V204H216ZM173 204H175V201L174 202H172V200H171V203L167 206V207H169V208H174V206H173ZM192 203H191V201L190 200H187L186 201V207H190V205H191ZM230 203H228V205H229ZM25 205V204H24ZM231 205V204H230ZM173 206V207H172ZM207 206V207H206ZM166 207V208H167ZM200 207V206H199ZM165 208V209H166ZM208 209V210H207ZM49 210H47V212L49 211ZM117 210V209H116ZM222 210V211H223ZM228 210V211H227ZM12 211V212H11ZM26 213V212H25ZM167 213V212H166ZM165 213V214H166ZM111 215H114L115 217H118V218H120V215H119V213L117 212V211H114ZM45 217H49V215L47 214V216H45ZM165 217H166V215H165ZM87 218H89V219H87ZM64 219V220H63ZM161 219H159V221H160ZM171 222H172V224H173V221H172V219L170 220ZM216 221L217 220H215V222L213 223V225H211V228H207V229H211V231H210V233H208V235L211 237V234H213V235H215L214 233L215 232H217L218 230L216 229L215 230V227H216ZM88 225V226H87ZM117 225V224H116ZM55 226V227H54ZM62 226V227H61ZM85 226H87L86 228H85ZM152 226V224L148 227V230H144V229H142V230H144V231H142L141 233H146L145 235H144V237H143V239L144 238H147V239H145L144 241H143V239L140 241V244H139V246H140V248L143 250V249H146V248H143V247H141L142 246V244L141 243H145L146 244V246L148 245L149 246V244H150V242H148V240H150L151 241V239L150 238H148V237H150V236H152V237H154L155 235L156 236H160L161 234H160V232H159V230H157V227L156 228H152L151 227ZM159 226V225H158ZM52 227V228H51ZM169 227H171V225L169 224V225H167V223H165L164 224V229H163V231H162V234L164 235L165 233H166V231L168 230V228ZM107 228H109V227H107ZM132 228H133V230H135V227L132 225ZM231 229H232V227H230ZM8 229H9V227H8ZM56 229V230H55ZM58 229V230H57ZM52 231H53V233H52ZM151 231L153 232V234H151ZM232 232H234V231H231L230 232V234H231V238H232V241L234 240L233 238H234V233H232ZM258 232V231H257ZM69 233V234H68ZM71 233V234H70ZM72 234H74V235H72ZM64 235H65V237H64ZM70 235V236H69ZM163 235H161V236H163ZM217 235L219 236V231L217 232ZM54 236V237H53ZM85 236H86V234H85ZM237 236V235H236ZM258 236V239L256 240V241H254L253 242V244H254V247H256V248H260V246H262L261 247V251H264V234H261V235H257ZM71 237V238H70ZM89 237V236H88ZM262 237V239H261V241H260V238ZM86 238H87V236H86ZM74 242H73V241ZM90 241V242H89ZM45 243V244H44ZM74 243V244H73ZM76 244H77V242H76ZM196 244V245H195ZM262 244V245H261ZM71 245H73V246H71ZM97 246H99V245H97ZM232 248H234V246L232 247ZM96 249H99V247L98 248H96ZM208 249H210V248H208ZM19 251V252H18ZM127 251H131V250H127ZM131 252H133V251H131ZM208 252H210V251H207V254H210V253H208ZM21 253H22V255H21ZM124 252L123 251H121L120 252V254L119 255H121V256H126L125 254H123ZM133 253H136L135 251L133 252ZM205 253V252H204ZM68 255V258H66L65 257V255ZM197 254V251L196 250H193L192 251V255H196ZM264 254V253H263ZM233 255H234V253H232L231 251H230V253L228 254V256H225V260H224V262H223V264H240V260H241V258L239 257V256H236L235 258H233ZM15 256V257H14ZM197 257V256H196ZM126 258V257H125ZM233 258V259H232ZM23 260H24V258H22ZM198 259H203V258H201V256H199V254H198ZM240 259V260H239ZM32 260V259H31ZM73 260V261H72ZM118 260H120V259H118ZM190 260V261H189ZM233 260H235L234 262H233ZM246 261V260H245ZM118 263L117 264H122L123 263V261H117ZM195 263L196 264H199V262H197V261H195ZM28 264H31L30 262H28ZM245 264H249V263H245Z\"/></svg>",
  "mask_w": 264,
  "mask_h": 264
}]
</instances>
